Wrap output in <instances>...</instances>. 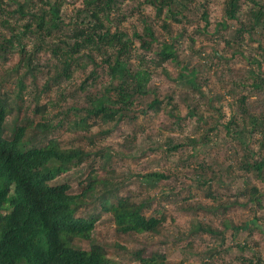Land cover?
<instances>
[{"label": "trees", "instance_id": "obj_1", "mask_svg": "<svg viewBox=\"0 0 264 264\" xmlns=\"http://www.w3.org/2000/svg\"><path fill=\"white\" fill-rule=\"evenodd\" d=\"M78 1V6H73L71 12L64 16L61 10L62 0H0V60L6 62L8 56L13 53H17L19 57L15 66L9 70L10 73L3 76V79L0 78V264H113L106 256L104 248L90 240L100 211L110 214L115 225L114 231L123 235L156 233L165 219L163 213L159 216L145 213L148 200H134L131 194L120 196L117 192L123 188V183H113L109 178L101 179L98 175H93L90 169L93 165L85 164L90 156L94 162L93 156L87 151L80 147L63 149L57 140L48 138V134L54 129L53 126L63 127L64 120H67L65 113L68 112H73L74 119L67 120L65 125H68V130L73 133L86 130V120L90 117L105 124L122 118L136 97L138 99L149 93L147 85L152 75V64L154 69L161 67L166 61L178 65V80H182V85L195 91L198 89L197 68H186L177 59V35L172 37V42H162L157 46L156 60H150L142 69L134 68L131 63L134 42L137 41L139 48L146 52L151 51L153 44L158 42L151 25L144 23L141 34L134 31L129 35L118 26L112 30L111 25L117 18L111 17V14L120 16V0ZM193 2L195 0H143L139 6L154 7L158 16L164 15V18L179 24L183 20L178 16L188 12ZM251 3L253 6L243 12L239 8V0L225 1L227 20H245L239 28L237 25L234 28V38L225 40L228 49L233 50V57L240 55L244 58L242 40L245 34H248L251 40L264 31V6L256 4L254 0H251ZM201 19L205 22L204 28H207L209 20L206 10ZM227 20L217 26L225 30L228 28ZM28 39H32V47L29 46ZM255 42L256 50L264 60V47L259 39H255ZM42 53L48 55V62L45 64L47 72L42 88L34 86L32 103L35 113L48 114L49 107L59 106L63 109L61 104L65 100L61 92L45 104L40 103L41 93L68 80L75 69L80 68L83 71L87 63L92 66L86 76L91 81L88 85L92 86V83L96 82L98 70L109 78L108 83L101 86L100 94H92L88 90L85 106L76 108L71 105L67 110H57L62 114L55 125H52L50 120L45 121L43 116V122L36 121L24 112L26 102L23 94L28 88L26 80H36L41 69L37 57ZM214 55L218 59L222 57ZM97 58L100 59V64L95 62ZM222 58L226 59L224 56ZM82 60L86 62L83 63ZM246 60L248 68L243 80L248 82L253 90L264 93V71L260 62L255 58ZM140 63H143V60H140ZM36 88L39 91H36ZM79 88L85 91L84 85L80 84ZM241 99L240 104L244 101ZM170 102L171 98L168 97L167 103ZM161 106L162 102L154 99L146 105V109L159 112ZM175 111L173 106L170 115L179 118ZM80 112L84 113L83 117H79ZM240 112L242 122L231 117L225 126L227 137L233 144L235 164L230 162L225 168L216 170L206 168L211 173L209 179L219 181L223 178V173L233 177L237 169L264 181V115L249 113L244 109H240ZM194 114L197 115V112ZM198 120L203 121V115L198 116ZM255 133H259L260 138L254 141ZM203 135L200 138L187 139L186 143L202 146L204 144L201 140H208L207 133ZM183 146L185 145H174L172 149ZM97 154L100 161L110 160L107 154L95 151L94 155ZM82 164L90 167V170L87 176L78 182L77 192H71L66 182L53 184L60 174ZM199 168L203 170L204 164ZM100 169L105 175H113V172L105 170L103 165ZM236 177L243 180L240 175ZM141 179L150 187H155L158 181L167 179V176L150 172L143 174ZM198 179L199 185L207 183L205 176L199 175ZM244 186V191H238L236 195L239 197L247 194L244 203L237 199L231 202L219 201L206 205L207 212L224 211L234 204L246 205L248 202L261 208L264 196L261 187L250 185L249 181L244 182ZM98 188L101 192L95 194ZM209 196L218 201L212 192H209ZM90 202L96 204L97 211L88 210L87 205ZM258 220L259 217L254 215L245 221L242 227L249 228L252 224L259 228L262 224ZM230 223V219L222 217V228L214 229L207 225L197 228L211 233L221 244L229 226L238 229ZM81 242H87L88 248H81ZM242 248H247V244L244 243ZM213 252L220 255L216 249ZM251 253L253 259L241 261V264H264V256L261 257L259 251L252 249ZM203 256L206 257L205 253ZM135 257L143 264H162L157 263L156 256L143 257L142 251H136Z\"/></svg>", "mask_w": 264, "mask_h": 264}, {"label": "rangeland", "instance_id": "obj_2", "mask_svg": "<svg viewBox=\"0 0 264 264\" xmlns=\"http://www.w3.org/2000/svg\"><path fill=\"white\" fill-rule=\"evenodd\" d=\"M225 1L195 0L188 12L178 16L183 20L178 24L164 18V15L158 16L154 7L139 6L143 0H120L121 14L120 16L111 14V17L117 18L114 19L111 29L114 30L118 26L129 35L134 31L141 34L144 25L147 24L151 25L158 39L148 52L142 51L139 43L134 42L131 58L133 67L142 69L150 60H156L157 46L162 42H172V37L177 35L176 40L179 42L175 44L178 50L177 59L186 68L192 66L197 68L198 89L195 91L182 85V80H178L180 72L178 65L166 61L161 67L154 69L152 64L150 68L152 75L147 85L149 93L138 99L136 97L122 118L105 124L90 117L86 120L88 126L86 130L73 133L72 130H68V125H65L67 120L74 119L73 112H68L65 113L67 120H64L63 127L53 126L54 129L48 134V138L57 140L61 148L80 147L94 158L92 162L90 156L89 161L85 163L92 164V168L83 164L71 168L60 174L53 184L66 182L71 192H77L78 182L92 169L93 175H98L101 179L109 178L113 183H123V188L117 192L120 196L131 194L134 200H148L149 204L144 210L147 215L159 216L160 213L165 215L161 228L156 233L123 235L114 231L115 225L110 214L100 211L90 240L104 248L106 256L113 264H143L135 257L136 251H142L143 257L156 256L157 263L162 264H204L206 261H209V264H241V261L253 259L252 249L259 251L261 257L264 256V196L261 208L250 202L246 205L234 204L224 211L207 212L208 208H205L206 205L219 201L231 202L234 199L244 203L248 195L239 197L236 195L238 191H244V182L247 181L264 191V181H259L250 173L235 169L233 177L223 173V178L217 181L209 179L211 173L206 169L225 168L230 162L235 164L233 144L230 143L225 128L231 117L242 122L240 109L264 115V93L253 90L249 83L243 80L245 70L248 68L246 58H255L264 71V60L256 50L255 42V39H259L264 47V31L251 40L249 35L245 34L242 40L244 58L240 55L233 57L231 54L233 50L228 49L225 40L234 38V28L236 25L239 28L241 22L245 20L239 19L237 22L227 20ZM254 1L264 6V0ZM62 2L61 10L64 16L71 12L73 6L79 4L78 0ZM252 6L251 0H239V8L243 12ZM205 10L209 20L207 28H204L205 22L201 19ZM225 19L228 28L222 30L217 24L223 23ZM27 42L29 46H33L32 39H28ZM214 54L224 56L226 59L222 57L218 59ZM18 58L17 53H13L8 56L6 62L0 60L1 79L10 73L9 70L18 62ZM37 58L41 67L40 73L34 82L30 78L26 80L28 88L23 94L26 102L25 115L33 117L36 121L43 122L41 119L43 116L45 121L50 120L52 125L57 124L62 114L57 110H67L71 105H75L76 108L85 106L88 90L92 94H100L101 86L108 83V76L98 70L96 82L92 83V86L88 85L91 81L86 76L89 75L92 66L87 63L83 71L80 68L75 69L68 80L41 93L40 103L45 104L61 92L65 100L61 104L63 109L59 106L49 107L48 114L35 113L33 111L35 106L32 103L34 86L41 89L45 82L48 55L42 53ZM140 60H143V63H140ZM95 62L100 64L101 61L97 58ZM80 84L84 85L85 91L80 90ZM38 88L36 91H39ZM168 97L171 98L170 104L167 103ZM241 98L244 99L242 104ZM154 99L162 102L159 112L146 109V105ZM173 106L179 118L170 115ZM192 109L197 115L191 113ZM202 115L203 121H199L198 116ZM83 116L84 113L80 112L79 117ZM203 133H207L208 136L206 142L201 140L204 145L192 146L186 143L187 139L200 138L201 135L203 137ZM258 138L259 133H255L253 140ZM180 144L185 146L172 149L174 145ZM95 151L109 155L110 160L100 161L97 159L99 155H94ZM202 164L205 166L203 170L199 168ZM101 165L105 170L112 171L113 175L110 176L115 178L105 175L100 169ZM150 172L162 173L167 179L158 181L155 187H150L141 179L143 174ZM199 175L206 177V184L199 185ZM239 175L243 180L236 177ZM99 191L101 192L100 188L95 194ZM209 192H212L218 201H214ZM87 208L98 210L93 202H90ZM254 215L259 217L261 227L257 228L252 224L249 228L242 227L244 222ZM222 217L230 219V225L238 229L229 226L225 230L224 241L221 244L215 240L217 237L197 228L200 225L214 229L222 228ZM244 243L247 244V248H242ZM80 246L87 249L88 243L81 242ZM215 249L220 255L213 252ZM204 253L208 259L203 256Z\"/></svg>", "mask_w": 264, "mask_h": 264}]
</instances>
